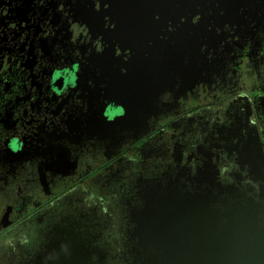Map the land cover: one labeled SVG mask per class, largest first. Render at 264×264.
<instances>
[{
    "label": "flooded vegetation",
    "instance_id": "obj_1",
    "mask_svg": "<svg viewBox=\"0 0 264 264\" xmlns=\"http://www.w3.org/2000/svg\"><path fill=\"white\" fill-rule=\"evenodd\" d=\"M151 1L0 0V264H29L44 249L49 227L34 214L78 184L66 181L72 174L48 176L51 195L36 187L25 200L33 185L26 173L59 149H75L67 152L78 163L94 131L139 126L158 113L156 132L144 138L155 146L164 126L172 135L176 124L214 110L216 124L258 143L264 173V0H225L232 7L216 5L208 31L192 5L186 26L194 28L182 36L172 32L184 17L173 24L156 14L178 0ZM243 184L264 204L251 180Z\"/></svg>",
    "mask_w": 264,
    "mask_h": 264
},
{
    "label": "rangeland",
    "instance_id": "obj_2",
    "mask_svg": "<svg viewBox=\"0 0 264 264\" xmlns=\"http://www.w3.org/2000/svg\"><path fill=\"white\" fill-rule=\"evenodd\" d=\"M157 116L154 113L147 121L141 120L139 126H126L108 134L94 131L85 138L88 141L79 145V149H84L78 163L68 154L75 149H59L56 158L47 155L42 166L26 173L33 185L26 187L25 200H34L36 187H41L46 197L51 195L48 176L72 174L66 181H78L74 192L60 200L54 198L55 202L44 211L34 214L44 217L49 234L44 249L37 251L29 264L41 261L44 252L62 251L68 255L74 248L79 264H153L155 258H162L158 257L162 249L151 232L163 217L181 224L184 215L198 213L202 206L209 211L208 207L217 208L235 199L241 201L239 208H250L256 205L254 196L247 197L254 188L243 184L245 178L260 189V194L256 192L258 197L264 196L259 145L246 144L243 130L218 125L214 110H202L195 124L184 128L178 123L172 135L165 124L157 132L154 146L152 139L144 138L156 132L153 120ZM214 213L204 220H214ZM62 214L71 218L65 220ZM128 223H133L132 229H126ZM33 225L39 228L28 224V231ZM213 230L215 233V226ZM184 235V239L176 238L174 244L185 245L193 239L192 233L185 231ZM111 239L114 244L108 243ZM176 259L172 257L179 264Z\"/></svg>",
    "mask_w": 264,
    "mask_h": 264
},
{
    "label": "water",
    "instance_id": "obj_3",
    "mask_svg": "<svg viewBox=\"0 0 264 264\" xmlns=\"http://www.w3.org/2000/svg\"><path fill=\"white\" fill-rule=\"evenodd\" d=\"M154 1L152 0L151 5L147 7L153 6ZM170 1L173 4L177 0ZM238 2L239 0L235 2L236 6ZM178 3L177 7L172 5V11L166 10L168 7L164 5V9L157 11L156 14L167 21L171 20L173 24L181 16L184 17L185 20L172 32L180 36L194 28L186 26L187 20L194 15L192 5H198L197 13L201 15L199 25L201 30L203 27L206 31L209 26L216 27L212 22L216 19L215 6L223 8L227 5L225 10L228 11L232 5L225 0H178ZM153 14L155 13H152V16ZM240 205H242L241 201L235 199L223 202L220 206H216L217 208L208 207L209 211L202 206L198 213L193 211L184 215L181 224L163 217L161 224L156 222L151 232V237L162 249L158 256L162 258H155L153 264H175L172 257H177L179 264H264V208L257 204L248 206L250 208H239ZM231 208L235 211L230 212ZM212 212H215L214 220L211 222L204 220ZM207 226H210L209 229ZM214 226L215 233H213ZM185 231L192 233L193 239L185 245L183 243L175 245L176 238L180 236H184L181 239L185 238ZM73 251L67 255L62 251L50 250L41 255L43 257L41 261H35L33 264H79L76 258L77 249L74 248Z\"/></svg>",
    "mask_w": 264,
    "mask_h": 264
},
{
    "label": "crops",
    "instance_id": "obj_4",
    "mask_svg": "<svg viewBox=\"0 0 264 264\" xmlns=\"http://www.w3.org/2000/svg\"><path fill=\"white\" fill-rule=\"evenodd\" d=\"M247 197H249V196H247ZM254 203L257 204V205H260V206H262L264 208V204L262 202L254 200Z\"/></svg>",
    "mask_w": 264,
    "mask_h": 264
}]
</instances>
